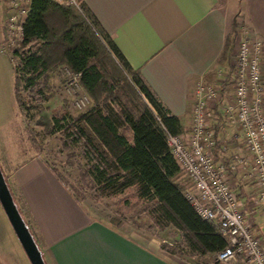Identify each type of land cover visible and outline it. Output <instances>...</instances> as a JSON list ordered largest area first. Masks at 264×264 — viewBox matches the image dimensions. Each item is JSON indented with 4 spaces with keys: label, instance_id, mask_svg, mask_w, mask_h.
Here are the masks:
<instances>
[{
    "label": "crops",
    "instance_id": "0c3cea01",
    "mask_svg": "<svg viewBox=\"0 0 264 264\" xmlns=\"http://www.w3.org/2000/svg\"><path fill=\"white\" fill-rule=\"evenodd\" d=\"M83 2L129 63L170 111L180 117L184 131L192 123L195 83L200 79L219 83L223 96L210 121L217 138L211 154L226 164L227 179L239 206L264 241V207L258 199L252 155L238 123L226 116L232 86L216 76L219 68L228 67L232 43L230 40L227 47L228 12L218 0ZM237 2L244 28L264 39V0ZM262 69L264 78V62ZM9 139L11 149L0 144V163L6 169L3 174L33 227L47 264H189L138 229L113 225L94 216L55 177L44 160L21 158L22 149L14 144V138Z\"/></svg>",
    "mask_w": 264,
    "mask_h": 264
},
{
    "label": "trees",
    "instance_id": "16d2710c",
    "mask_svg": "<svg viewBox=\"0 0 264 264\" xmlns=\"http://www.w3.org/2000/svg\"><path fill=\"white\" fill-rule=\"evenodd\" d=\"M80 4L78 11L51 0H30L22 38L14 50L18 62L13 67V91L18 109L25 115L23 91L33 100H42V84L49 72L58 66L68 69L93 103L70 117V130L64 127L66 111L48 116L38 109L45 131L62 129L80 145L87 160L84 172L98 193L113 195L133 189L153 222L175 227L180 238L167 250L180 252L186 246L192 254L216 255L227 240L215 222L202 218L187 198L189 179L166 142V130L175 134L184 131L180 117L129 63L83 0ZM229 42L228 37L227 47ZM105 55L112 65L104 60ZM28 130L29 141L38 148L36 131ZM62 144L67 146L65 140ZM44 162L72 196L83 201L84 195L54 165ZM10 191L44 259L33 227ZM109 222L119 225L114 218Z\"/></svg>",
    "mask_w": 264,
    "mask_h": 264
},
{
    "label": "built area",
    "instance_id": "2783aa9c",
    "mask_svg": "<svg viewBox=\"0 0 264 264\" xmlns=\"http://www.w3.org/2000/svg\"><path fill=\"white\" fill-rule=\"evenodd\" d=\"M4 29L11 40L22 38V23L30 0H1ZM81 11L80 0H51ZM264 39L245 28L229 51L228 67L219 68L216 76L232 86L226 116L238 123L244 143L252 155L258 199L264 207ZM219 83L198 80L193 87L191 127L175 134L166 130L167 145L191 184L186 196L197 213L215 222L226 238V245L216 259L233 264H264V241L251 228L244 210L227 179L226 164L211 154L217 145L211 119L223 92ZM234 163L230 164L233 168Z\"/></svg>",
    "mask_w": 264,
    "mask_h": 264
},
{
    "label": "rangeland",
    "instance_id": "374dc122",
    "mask_svg": "<svg viewBox=\"0 0 264 264\" xmlns=\"http://www.w3.org/2000/svg\"><path fill=\"white\" fill-rule=\"evenodd\" d=\"M218 3L228 12L230 25L228 36L232 41L229 46L230 51L237 37L241 35L245 22L240 16V3L237 0H218ZM4 17L5 10L0 0V144L6 149H11L13 145L9 139L11 136L14 138V144L22 149L21 158L38 157L54 165L84 195L83 204L94 216L107 221L114 218L119 225L128 229L136 228L159 242L162 248L165 244V250L169 249L168 247L180 238V232L175 227H162L153 222L147 213L148 210L145 209V204L138 200L133 189H126L113 195L98 193L93 180L84 172L87 160L82 154L80 145L73 143L70 140L71 136L65 134L64 130L46 132L41 124L38 109L45 110L48 116L66 111L68 115L64 127L70 130V117L92 105V100L78 84L76 75L62 66L50 71L46 83L42 84L44 99L33 100L26 91H23L25 115L20 112L13 91L15 76L13 67L18 62L14 50L19 46V40L9 38L4 29ZM104 60L112 65L106 55ZM28 128L36 131L35 140L38 148L29 141ZM12 131L13 134H10ZM63 140L67 146L62 144ZM0 168L5 172V166L1 163ZM182 174L189 179L187 174L184 172ZM13 189L17 193L15 187ZM182 249L180 252L167 251L180 259L187 260L189 264H233L217 262L216 255L192 254L186 246ZM0 264H30L1 205Z\"/></svg>",
    "mask_w": 264,
    "mask_h": 264
},
{
    "label": "water",
    "instance_id": "95a60500",
    "mask_svg": "<svg viewBox=\"0 0 264 264\" xmlns=\"http://www.w3.org/2000/svg\"><path fill=\"white\" fill-rule=\"evenodd\" d=\"M0 205L30 264H46L25 220L18 210L1 168Z\"/></svg>",
    "mask_w": 264,
    "mask_h": 264
}]
</instances>
